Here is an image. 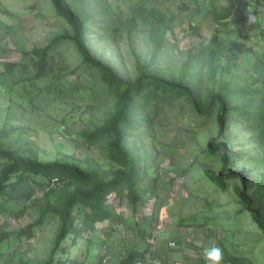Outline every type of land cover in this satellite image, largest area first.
I'll return each mask as SVG.
<instances>
[{
	"label": "trees",
	"instance_id": "obj_1",
	"mask_svg": "<svg viewBox=\"0 0 264 264\" xmlns=\"http://www.w3.org/2000/svg\"><path fill=\"white\" fill-rule=\"evenodd\" d=\"M157 1L140 0L124 16L116 11L111 0H51L55 13L66 21L69 31L29 50L21 39L11 38L14 48L28 57L33 80L53 77L56 48L66 41L72 42L81 61L70 71L74 73L84 65L95 72L106 86V100L110 101L96 124L80 130L87 145H98L103 161L91 154L63 152L59 145L55 158L44 161L35 146L18 141L16 127L9 130L0 127V213L18 219L29 208H39L37 217L17 229L9 230L0 223V244L11 235L30 240L34 236L33 228L46 217L59 220L50 255L33 264H83L68 255L78 239L83 238L89 244L90 234L101 223L121 224L122 214L116 207L125 199L134 208L149 193V188H141L148 178V163L138 147L129 143V136L139 123L149 122L148 106L152 102L165 103L182 96L198 117L206 118L214 113L216 133L208 139L205 151L218 157L219 165L217 170L205 169V174L221 191L233 183L238 203L236 213L247 212L264 239V156L257 152L264 146V57L256 54L246 65L248 58L244 61L238 54L247 49L243 43L224 41L216 35L206 40L200 26L189 21L190 33L178 51L177 66H159L158 57L175 40L176 31L175 14L168 8L156 7ZM225 1L226 5L220 9L210 1L213 20L223 25L234 8L232 0ZM246 1L258 8L260 0ZM181 7L188 9L184 2ZM0 11L9 13L6 9ZM9 29L10 25L4 24L0 32ZM138 31L145 33L149 58L143 62L132 51L135 72L132 78L121 75L90 44L91 32L113 44L123 34L130 36ZM2 64L4 72L11 73L20 62ZM21 67L26 68L22 64ZM4 89L7 87L3 86ZM8 106V110L13 109ZM237 123L249 133V148H238L233 142L231 126ZM252 172H257L255 177L250 175ZM53 178H57L54 183ZM36 191L41 192L40 196H34ZM112 199H118L116 206ZM9 200L17 207L6 206ZM138 231L146 239L143 233L148 231L145 228ZM65 239L68 243L62 244ZM57 251L60 254L56 256ZM146 254L147 248L128 249L118 264L135 261L143 264ZM105 255L91 264H100ZM222 262L239 264L236 256H224ZM8 264L29 262L25 257L19 256L15 261L11 256Z\"/></svg>",
	"mask_w": 264,
	"mask_h": 264
},
{
	"label": "rangeland",
	"instance_id": "obj_2",
	"mask_svg": "<svg viewBox=\"0 0 264 264\" xmlns=\"http://www.w3.org/2000/svg\"><path fill=\"white\" fill-rule=\"evenodd\" d=\"M139 1L111 0L116 11L124 16ZM210 1L156 2V7L168 8L175 14L173 29L176 31L175 40L158 57L159 66H177L178 51L184 47L190 33L189 21L200 26V33L206 40L216 35L224 41L243 43L247 49L238 54L244 61L248 58L246 65L256 54L264 57V1H259L260 9L256 10L249 3H245V8L240 0H234L236 6L224 25L213 20ZM182 2L188 5V9L181 7ZM213 2L217 9L226 5L225 0ZM0 3L3 5L1 9L9 12L0 11V30L3 22L9 21L10 25L9 30L0 32V46L3 48L0 52V127L6 130L16 127L18 141L35 146L44 161L55 158L56 145L63 152L91 154L103 161L98 145H87L80 135V130L97 123L110 104L106 100V86L98 75L84 65L74 73L70 71L80 63L81 57L74 44L66 41L54 52L56 70L53 77L33 80L28 57L17 51L11 40L12 37L21 39L26 50L44 46L55 35L69 31L68 24L55 13L51 0H0ZM248 11L257 18L252 25L246 24ZM89 39L94 52L127 78L135 74L132 51L143 62L149 58L145 33L141 31L130 36L123 34L113 44L106 43L92 32ZM4 61L20 62V65L6 73ZM3 86L7 90H3ZM48 86L49 92L46 93ZM8 105L13 109L8 110ZM148 110L149 122L139 123L130 134L129 143L138 147L148 163V178L141 188L147 187L150 191L134 208L125 199L119 207L129 219L137 220L135 225L132 223L131 232L142 228L148 231L145 240L152 253L145 258L146 264H207L203 251L213 244L222 248L224 256H236L239 264H264V239L247 212L236 213L238 203L233 183L226 191H221L205 174V169L217 170L219 165L218 157L205 151L208 139L216 133L214 113L206 118L198 117L183 96L165 103L152 102ZM7 113L10 116L7 117ZM238 124L231 126L233 142L238 148H249V133ZM257 152L264 156V146ZM256 173L250 175L255 177ZM40 194L36 191L34 196ZM111 202L116 206L118 199ZM5 205L17 207L12 200L6 201ZM38 210L33 206L18 219L0 213V223L9 230L17 229L37 217ZM58 226V219L46 217L33 228L34 236L30 240L11 235L0 244L1 264H8L11 256L15 261L19 256L25 257L29 264L46 259ZM97 234H92L88 255L85 239L78 240L68 255L83 264L93 262L100 248ZM68 241L65 239L62 244ZM59 254L57 251L56 256ZM106 257L113 264L109 254Z\"/></svg>",
	"mask_w": 264,
	"mask_h": 264
},
{
	"label": "crops",
	"instance_id": "obj_3",
	"mask_svg": "<svg viewBox=\"0 0 264 264\" xmlns=\"http://www.w3.org/2000/svg\"><path fill=\"white\" fill-rule=\"evenodd\" d=\"M232 1L234 3V8H235L236 3L234 2V0H232ZM240 2H241V5L243 7L247 6V4L245 5V3H247L246 0H240ZM0 6H3V5H1V3H0ZM259 7L260 6H258V8H256V10L257 9L259 10L260 9ZM234 8H233V10H234ZM246 15H248V13ZM246 19H247V17H246ZM3 23L5 25L6 24L9 25V21L3 22ZM116 211L118 213L122 214L123 222L121 224L110 225L109 223L104 222V223H101L99 225L98 229H96L95 231H93L90 234V243H91L92 234L94 232L98 233L97 238L99 239V242H100V248H99V250L96 251L94 261H95V259L97 260L100 256H102L104 254H109V256L111 258V260H110L111 263L118 264V261L125 255V253L128 249H136L137 251H143V249L147 248V254H146V257H147L148 254L152 253L151 252L152 250H150V244H148V242L139 235L140 231L137 230V232L136 231L131 232L133 230V226L135 225L137 220H134L135 218L132 219V217L129 219L123 213L124 210L120 209L119 207H116ZM132 223H134L133 226H131ZM110 226H111V228H109ZM125 228L127 229V232H125ZM138 235H139V237H137ZM145 235H146V232L143 233V236H145ZM78 240H83V238L78 239ZM90 243L87 244V242H86V250H85L86 255H88V252H89L88 251L89 250L88 245H90ZM68 254H69V252H68ZM108 263L110 264L109 261H108ZM146 263L147 262L144 260L143 264H146ZM153 264H156V263H153Z\"/></svg>",
	"mask_w": 264,
	"mask_h": 264
},
{
	"label": "clouds",
	"instance_id": "obj_4",
	"mask_svg": "<svg viewBox=\"0 0 264 264\" xmlns=\"http://www.w3.org/2000/svg\"><path fill=\"white\" fill-rule=\"evenodd\" d=\"M256 15L251 11H248L247 16V25H252L256 22ZM203 257L207 264H222L224 259V253L222 248L217 246L216 244L211 245L210 247H206L203 251Z\"/></svg>",
	"mask_w": 264,
	"mask_h": 264
},
{
	"label": "built area",
	"instance_id": "obj_5",
	"mask_svg": "<svg viewBox=\"0 0 264 264\" xmlns=\"http://www.w3.org/2000/svg\"><path fill=\"white\" fill-rule=\"evenodd\" d=\"M56 181H57V178H53L51 180L52 183H54ZM170 245H174V243L173 242H170ZM107 260L108 259H107L106 255L103 256L102 259H101V263L100 264H109ZM133 264H141V262L140 261H135Z\"/></svg>",
	"mask_w": 264,
	"mask_h": 264
}]
</instances>
